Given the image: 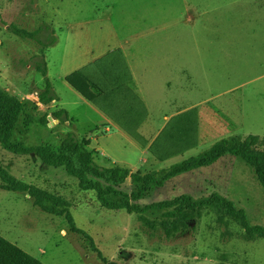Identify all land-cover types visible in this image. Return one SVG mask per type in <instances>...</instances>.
<instances>
[{
    "label": "rangeland",
    "instance_id": "1",
    "mask_svg": "<svg viewBox=\"0 0 264 264\" xmlns=\"http://www.w3.org/2000/svg\"><path fill=\"white\" fill-rule=\"evenodd\" d=\"M0 13V87L27 100L36 118L46 114L49 121L45 127L19 125L13 142L56 144L71 131L78 139H90L100 166L133 169L138 164L140 170L158 171L222 138L264 136V0H0ZM12 25L40 28L37 40L13 34ZM51 40L52 45L41 46ZM117 49L131 76L124 90L130 88L140 105L134 102L131 110L130 94L122 99L109 85L96 103L121 123L64 79ZM41 64L57 96L48 105L32 99L38 100L45 86L37 71ZM56 109L66 110L71 125L53 117ZM145 118L152 122L150 132L142 126ZM154 155L157 161L149 166ZM0 166L64 200L82 231L72 232L63 216L43 211L27 193L0 189V235L44 264H108L116 259L128 264H264V238H239L237 225L219 224L214 214L165 234L159 212L104 209L93 192L79 188L76 178L34 155H15L0 145ZM123 188L130 189L129 181ZM214 191L252 218L264 215L260 189L240 159L230 155L168 180L141 201L183 193L199 198Z\"/></svg>",
    "mask_w": 264,
    "mask_h": 264
},
{
    "label": "trees",
    "instance_id": "2",
    "mask_svg": "<svg viewBox=\"0 0 264 264\" xmlns=\"http://www.w3.org/2000/svg\"><path fill=\"white\" fill-rule=\"evenodd\" d=\"M1 19L0 13V22ZM39 29L28 31L13 25L9 27L10 32L20 38L33 40H37L35 36ZM54 41L51 40L48 44L42 43L41 46L47 47ZM37 71L44 76L45 84L43 90L38 94V100L42 105H48L56 100L57 96L46 76L45 64L38 65ZM129 78L131 76L127 63L122 52L117 49L94 61L89 67L69 73L64 79L77 93L96 105H98L96 100L106 94L105 85H109L112 92L119 91L122 99H126L129 93L133 99L130 109L134 110V102L138 106L140 103L130 88L128 93L124 90L127 89L125 83ZM28 103L27 100L10 95L0 87V145L15 155H34L48 166L63 168L68 175L77 179L80 189L93 192L100 207L124 210L129 214L137 215H144L151 211L159 212L158 220L165 234L182 231L190 221L199 220L205 213H211L216 216L219 224L223 223L227 226L228 223H234L237 225L241 230L239 238L246 241L264 238V215L252 218L245 208L238 206L233 200L216 191L199 198L183 193L150 203L141 201L148 197L153 190L164 186L168 180L209 166L219 158L230 155L240 159L243 171L249 174L250 179L260 189L261 203L264 205V136L248 134L222 138L213 143L206 151L158 171H132L119 165L103 167L96 163L95 156L89 148L90 141L85 137L78 139L71 131L60 138L56 144L44 143L27 146L13 142L12 136L19 125L37 124L45 127L49 124L46 114L36 118L29 112ZM105 110V113L107 112L121 123V120L113 115L108 108ZM53 115L60 122L68 120L64 109L54 111ZM69 124L71 125V122ZM127 181H129V190L123 188ZM0 189L27 193L34 199L35 205L43 211L63 216L72 232L82 233L76 227L71 213L66 208L68 204L64 200L18 179L2 166H0ZM49 201L54 202V205L48 204ZM226 235L228 236L225 237L226 239L231 238L229 230L226 231ZM96 251L99 258L107 263L102 254L98 250ZM0 264L44 263L0 235ZM108 264L128 263L116 259L111 260Z\"/></svg>",
    "mask_w": 264,
    "mask_h": 264
},
{
    "label": "crops",
    "instance_id": "3",
    "mask_svg": "<svg viewBox=\"0 0 264 264\" xmlns=\"http://www.w3.org/2000/svg\"><path fill=\"white\" fill-rule=\"evenodd\" d=\"M73 89V88H72ZM74 90V89H73ZM75 91V90H74ZM77 93V92H76ZM79 94V93H78ZM80 95V94H79ZM81 96V95H80ZM82 97V96H81ZM83 99H85L84 97H82ZM86 100V99H85ZM86 101H88V100H86ZM56 110H58V109H56ZM184 110H186V109H183V110H179V111H176L175 112V114L177 115V114H179V113H181V112H183ZM66 111V110H65ZM98 111H99V109H98ZM100 112V111H99ZM67 113V112H66ZM100 115L103 117V119H105L106 121H108V122H113V121H111L105 114H101V112H100ZM67 118H68V115H67ZM146 119V118H145ZM144 119V121L142 122V126H145L146 127V129H147V131L148 132H150V125H151V120L149 119V118H147L146 120ZM164 119H166V121H168L169 120V118L168 117H164ZM65 123H70L69 122V119L67 120V121H65ZM114 123V122H113ZM166 124V123H165ZM164 124V125H165ZM114 125L115 126H117L118 127V125L117 124H115L114 123ZM116 127V128H117ZM163 127V126H162ZM118 128H120V127H118ZM121 129V128H120ZM105 130H108L107 128L105 129ZM122 130V129H121ZM120 131V130H119ZM121 132V131H120ZM141 132L143 133V134H145V130L142 128L141 129ZM122 135H124V134H122ZM126 137V136H125ZM87 139L90 141V139L87 137ZM135 145H137L136 143H135ZM137 147H140L141 148V146L138 144L137 145ZM145 149H143L142 150V153H143V151H144ZM140 161L141 162H143V161H145V162H147V159L145 158V159H143V158H141L140 159ZM156 161H157V157L154 155V156H152V160L148 163V165L150 166V165H152V164H154V163H156ZM137 166H138V164L137 165H134L133 166V169H130V170H132V171H139V172H147V170H140L139 168H137ZM148 171H150V170H148Z\"/></svg>",
    "mask_w": 264,
    "mask_h": 264
},
{
    "label": "water",
    "instance_id": "4",
    "mask_svg": "<svg viewBox=\"0 0 264 264\" xmlns=\"http://www.w3.org/2000/svg\"><path fill=\"white\" fill-rule=\"evenodd\" d=\"M32 99H34L36 103L41 104L36 98H32ZM53 117L56 118L55 116Z\"/></svg>",
    "mask_w": 264,
    "mask_h": 264
}]
</instances>
